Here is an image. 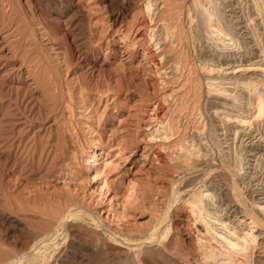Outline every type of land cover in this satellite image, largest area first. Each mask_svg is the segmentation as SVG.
I'll use <instances>...</instances> for the list:
<instances>
[{"label": "rangeland", "instance_id": "obj_1", "mask_svg": "<svg viewBox=\"0 0 264 264\" xmlns=\"http://www.w3.org/2000/svg\"><path fill=\"white\" fill-rule=\"evenodd\" d=\"M146 1L126 9L123 0H70L72 31L63 27V38L37 17L40 6L54 0H14L25 13L23 26L5 18L12 11L3 16L6 0H0V253H9L10 264H218L200 246L207 234L188 201L205 183L213 195L207 201L226 209L218 211L223 218L235 208H228L231 198L246 203L250 214L256 211L262 226L257 222L254 230L258 243L264 240V120L255 112L251 129L238 118L224 122L221 116H236L244 107L229 106L231 100L208 87L210 79L241 73L228 64L264 58V25L254 2L213 0L220 25L235 40L225 46L209 32L198 3L165 1L177 6L174 21L185 27L188 14L196 17L199 29L182 47L164 38L162 22H153L154 31L152 23L136 22ZM118 13L123 23L113 20ZM247 15L254 17L249 34ZM257 69L254 76L263 78ZM238 126L244 131L236 134ZM226 164L236 179L231 186L218 174ZM207 218L221 230L220 222ZM53 226V234L40 239ZM258 246L253 264H264V245ZM8 250L18 251L19 259Z\"/></svg>", "mask_w": 264, "mask_h": 264}, {"label": "bare ground", "instance_id": "obj_2", "mask_svg": "<svg viewBox=\"0 0 264 264\" xmlns=\"http://www.w3.org/2000/svg\"><path fill=\"white\" fill-rule=\"evenodd\" d=\"M113 1V0H112ZM159 0H147L146 1V3L144 4V6H143V15L141 16V18H139V17H136V22L138 21L139 23H140V26L141 25H147V26H149V25H151V23L154 25V23L153 22H158L157 24H159V22H162L161 24H163V29L162 30H164V35H165V37L164 38H166L167 39V41H170L172 38H174L175 40H178V42L179 43H181L183 46L182 47H184V44L183 43H185L186 42V40L188 39H186L185 40V42H184V39L186 38V37H188V35L193 31V29H194V18H196V17H193V19H192V16H191V14H188L189 15V17H190V23H189V25H188V27H185L184 26V24H183V21L182 22H179V20L178 21H174V19L175 18H177V17H179V14L178 13H181V12H178V10H176L175 9V7L177 8V6H173V4H171L169 1L168 2H165V1H167V0H163L162 2L164 3H167V8H166V10L164 9V7H165V5L163 4L161 7L159 6L160 5V1L158 2ZM236 1V0H235ZM14 2V0L12 1V0H6V4L5 5H1V6H4V8H5V10H1L2 12H3V16H5L6 14H8L10 11H12V12H10V15H6L5 16V18L7 19V18H9L8 20H10L11 22H16L17 24L16 25H18V24H20L19 26H23L24 25V21H23V19H24V15H25V13H23L21 10H23V8L22 9H19L18 7L19 6H17L15 3H13ZM16 2V1H15ZM157 2H158V4H157ZM179 2V1H178ZM193 2V4L194 3H198L197 5L199 6L198 7V9H200V14H199V16L201 17L202 16V20L204 21L205 20V22H206V24H207V27H208V30H209V32L215 37V36H217L218 37V39H220L219 41H221L225 46H227V45H231V44H233L234 43V39H233V36L231 37V36H227L226 34H228V32L227 33H225L226 32V30H224V28L225 29H228V27H226V25H225V27L223 28L221 25H220V19H221V21H222V18H220L219 17V15H218V13H217V10H216V7L214 6V2H213V0H193L192 1ZM216 2V1H215ZM253 2H254V7L256 8V12H257V15L256 16H258V17H260V21L261 22H263V25H264V3H263V1L262 0H253ZM16 3H18V2H16ZM35 3H38V1L37 2H35ZM42 2H40V4H41ZM123 3H124V7L126 8V9H132V8H134V7H136V5H137V0H123ZM175 3V2H174ZM222 3V2H221ZM19 4V3H18ZM189 4V3H188ZM192 4V3H191ZM192 4V5H193ZM220 4V3H219ZM234 4H237V2L236 3H234ZM28 5V4H27ZM31 5V4H30ZM34 5V4H33ZM141 5V4H140ZM178 6H179V3L177 4ZM183 5V4H182ZM195 5V4H194ZM216 5V4H215ZM222 5V4H221ZM242 5V4H241ZM38 6V5H37ZM190 6V5H189ZM243 6V5H242ZM248 6V5H247ZM246 6V7H247ZM141 7V6H140ZM192 7V6H191ZM190 7V8H191ZM235 7V6H234ZM233 7V8H234ZM238 7V6H237ZM161 8V9H160ZM221 8V7H220ZM236 8V7H235ZM235 8H234V11H236L235 10ZM243 8V7H242ZM35 9V8H34ZM227 9V8H226ZM26 10V9H25ZM30 10H32V9H30ZM169 10V11H168ZM175 10L177 11V13L175 12ZM192 10H193V8H192ZM191 10V11H192ZM194 10H195V8H194ZM193 10V11H194ZM169 13H168V12ZM182 11V10H181ZM196 11H198L197 9H196ZM195 11V12H196ZM222 11V10H221ZM32 12V11H31ZM123 12V11H122ZM184 12V11H183ZM238 12V11H237ZM252 12V11H251ZM256 12H255V14H256ZM127 13V12H126ZM190 13H193V12H190ZM239 13H241V12H239ZM194 14H196V13H194ZM238 14V13H237ZM0 15H2V14H0ZM72 5L70 4V0H54V2H53V5L52 6H49V3L47 4V3H44V4H42V6H40V10H38V12H37V17H39V19L41 20V21H43V23H45V26H47L48 27V29H49V27L50 28H52L55 32L56 31H60L61 33H62V37L63 38H67V28L69 29H71V31H72ZM124 13L123 14H121V13H118V14H115L114 15V18H113V20H120L122 23H123V21H124ZM136 15H137V13H136ZM135 15V16H136ZM139 15V14H138ZM240 15V14H239ZM248 15H250L249 13H248ZM247 15V20H244L243 22H245V26L244 27H246V29H247V31H248V34L250 33L249 32V30H248V28H249V24H248V21L249 22H252L251 21V16H248ZM3 16L1 17L2 19H3V21H2V19H1V23H4V18H3ZM175 16H177V17H175ZM180 16H182V15H180ZM198 16V15H197ZM198 16V17H199ZM242 16V15H241ZM187 17V16H186ZM223 17V16H222ZM257 17V18H258ZM188 18V17H187ZM254 18V17H253ZM252 18V19H253ZM256 18V17H255ZM180 19V18H179ZM26 20H27V18H26ZM176 20V19H175ZM197 20V22H198V20L199 19H196ZM230 20V19H229ZM7 21V20H6ZM5 21V22H6ZM23 21V24H21V22ZM232 21V20H231ZM235 21V20H234ZM242 21V20H241ZM258 21H259V19H258ZM9 22V21H8ZM14 22V23H15ZM134 22V21H133ZM197 22H196V24H197ZM201 22V21H200ZM255 22V21H254ZM222 23V22H221ZM236 23V22H235ZM157 24H155L156 26H157ZM201 24H203V23H201ZM223 24V23H222ZM225 24V23H224ZM238 24V23H237ZM251 24V23H250ZM253 24V23H252ZM29 25V24H28ZM126 25V24H125ZM154 25V27L153 26H151V27H153L152 29V31H154V28L156 27ZM3 26V25H2ZM8 26V25H7ZM15 26V25H14ZM18 26V28H20ZM162 26V25H161ZM201 26V25H200ZM203 26V25H202ZM204 26H205V23H204ZM256 26H257V23H256ZM6 27V26H5ZM30 27V26H29ZM63 27H65L66 29H64ZM131 27V26H130ZM146 27V26H145ZM14 28V27H13ZM197 28L199 29V27L197 26ZM197 28H195V29H197ZM203 28V27H202ZM251 28V27H250ZM252 28H253V26H252ZM17 29V28H16ZM24 29H25V27H24ZM24 29H23V31H24ZM156 29V28H155ZM194 29V30H195ZM230 29V28H229ZM254 29V28H253ZM253 29H251V30H253ZM50 30V29H49ZM149 30V29H148ZM161 30V31H162ZM232 30V29H231ZM16 31V30H15ZM22 31V30H21ZM199 31V30H198ZM225 31V32H224ZM243 31V30H242ZM147 32V31H146ZM200 32V31H199ZM69 33V32H68ZM196 33V32H195ZM252 34H254L253 32H251ZM256 33V32H255ZM72 34V33H71ZM151 34V33H150ZM197 34V33H196ZM201 34V33H200ZM232 34V33H231ZM251 34V35H252ZM257 34V33H256ZM260 34V33H259ZM246 35H247V33H246ZM152 36V35H151ZM205 36V35H204ZM211 36V35H210ZM250 36V35H249ZM255 36V35H254ZM153 37H154V40H155V35L153 34ZM163 37V36H162ZM207 37V36H206ZM231 37V38H230ZM235 37V36H234ZM251 37V36H250ZM140 38V37H139ZM157 38V37H156ZM252 38H253V36H252ZM260 38V37H259ZM72 39V38H71ZM153 39V38H152ZM207 39V38H206ZM227 39H229V42L227 41ZM257 39L258 38H256V40L255 41H257ZM64 40V39H63ZM215 40V39H214ZM234 40V41H233ZM244 40V39H243ZM252 40H254V39H252ZM259 40V39H258ZM157 41V40H156ZM163 41V40H162ZM227 41V42H226ZM160 42V41H159ZM159 42H156L157 43V45H158V43ZM173 42V41H172ZM193 42V41H192ZM206 42V41H205ZM254 42V41H253ZM163 43V42H162ZM165 43V42H164ZM163 43V44H164ZM170 43V42H169ZM178 43V44H179ZM194 43V42H193ZM207 43V42H206ZM243 43V42H242ZM71 44V43H70ZM186 44H188V43H186ZM249 44V43H248ZM170 45V44H169ZM174 45H176L175 43H174ZM190 45V44H189ZM218 45H220V44H218ZM166 46V45H165ZM179 46V45H178ZM203 46V45H202ZM216 46V45H215ZM261 46H262V44H261ZM162 47V46H161ZM180 47H181V45H180ZM195 47V46H194ZM199 47H200V45H199ZM232 47V46H231ZM263 47V46H262ZM159 48V47H158ZM170 48H172V47H170ZM169 48V49H170ZM175 48V47H174ZM70 49V48H69ZM178 49V48H177ZM183 49V48H182ZM188 49V48H187ZM186 49V50H187ZM220 49V48H219ZM262 49V48H261ZM167 50V49H166ZM173 50V49H172ZM181 50V49H180ZM180 50H178V54H183V56L185 57V54H184V51H183V53H179V52H181ZM264 50V49H263ZM164 51V50H163ZM168 51H170V50H168ZM174 51V50H173ZM200 51V50H199ZM244 51V50H243ZM252 52V51H251ZM251 52H249V53H251ZM263 52V51H262ZM163 53V52H162ZM166 53V52H165ZM186 53V52H185ZM244 53V52H243ZM245 53H248V51H247V49H246V51H245ZM252 53H254V51L252 52ZM257 53V52H256ZM255 53V54H256ZM155 54V53H154ZM170 54H173V53H170ZM176 54V53H175ZM189 54V53H188ZM198 54V53H197ZM205 54V53H204ZM241 54H242V52H241ZM165 55V54H164ZM199 55V54H198ZM246 55H248V54H246ZM257 55H259V54H257ZM256 55V56H257ZM175 56V55H174ZM244 56V55H243ZM264 56V55H263ZM163 57V56H162ZM169 57V56H168ZM176 57H178V56H176ZM179 57H180V55H179ZM200 57V56H199ZM247 57V56H246ZM250 57V56H249ZM259 57H260V55H259ZM258 57V58H259ZM155 58V57H154ZM172 58V57H171ZM241 58V57H240ZM164 59V58H163ZM178 59V58H177ZM182 59V58H181ZM185 59V58H184ZM188 60V59H187ZM199 60H201V59H199ZM160 62H161V60H159ZM171 61V60H170ZM177 61V60H176ZM183 61V60H182ZM211 61V60H210ZM236 61V60H235ZM248 62L247 63H242V64H232V65H230V64H228V66H226V68H230V69H232V72H236V71H234L235 70V66H238V68H239V70H240V72H238V73H240L239 75H238V73L236 74V75H238V76H234V74H232L233 76L231 77H222L221 78V76H220V78H219V76H218V78L220 79H215V80H212V79H210V80H208L209 82V88H210V91L209 92H216L215 94L216 95H219V96H223V97H225L226 99H228V100H231V103L229 104L228 103V105L229 106H231V107H240V106H242V107H244V108H240V110H239V114L238 115H236V116H230V115H228V116H230V118H228L227 116H221V114L219 113V111H218V109H217V111H215L216 113H218V116H221V119H223V121L224 122H226L227 123V121H229V123H230V121L233 119V118H238L236 121H238V122H240V123H242V124H248V126H247V128H252V126H253V124H254V121L252 120L251 121V119H249V117L250 116H252L255 112H258L257 114H256V116L259 114V117L260 116H262L261 118V120L260 121H263L264 120V82H263V78H264V58H262V59H255V57L253 56L252 58H250L249 60H247ZM155 62V61H154ZM165 62H166V60H165ZM175 62V61H174ZM181 62V61H180ZM209 62V61H208ZM224 62V61H223ZM239 62H240V60H239ZM176 63V62H175ZM183 63H185L184 61H183ZM183 63H182V66H183ZM156 64H158V62H156ZM160 64V63H159ZM162 65H163V63H161ZM165 64V63H164ZM167 64V63H166ZM170 64V63H169ZM181 64V63H180ZM217 64H220V63H217ZM176 65V64H175ZM188 65V64H187ZM207 65V64H206ZM225 65V64H224ZM227 65V64H226ZM166 66V65H165ZM177 66H179V65H177ZM199 66V65H198ZM211 66V65H210ZM223 66V65H222ZM222 66H220V68L222 67ZM158 67V66H157ZM156 67V68H157ZM160 67V66H159ZM180 67V66H179ZM178 67V68H179ZM257 67H259L260 68V70H259V72L261 73V76H263V78H260V76L257 78V77H255L254 76V72H256V71H254V70H256L257 69ZM177 68V67H176ZM183 67H181L180 69H182ZM184 68H186V65L184 64ZM183 68V69H184ZM210 68V67H209ZM212 68V67H211ZM218 68V67H217ZM225 67H222L221 69H224ZM175 69V68H174ZM215 69V68H214ZM237 69V68H236ZM176 70H179V69H176ZM213 70V69H212ZM211 70V71H212ZM216 70V69H215ZM215 70H213V71H215ZM258 70V69H257ZM181 71V70H180ZM203 71V70H202ZM218 71H219V69H218ZM249 71H253V72H250L249 73ZM175 72H178V71H175ZM207 72V71H206ZM209 72H210V70H209ZM221 71H219V73H220ZM231 72V71H230ZM211 73H213V72H211ZM226 74V73H225ZM220 75V74H219ZM224 75V74H223ZM222 75V76H223ZM227 75V74H226ZM256 75H258V73L256 74ZM206 76V75H205ZM207 77V76H206ZM209 77V76H208ZM211 77V76H210ZM203 78V77H202ZM212 78V77H211ZM217 78V77H216ZM230 84V86H227L226 84ZM232 84V85H231ZM209 88H208V90H209ZM208 101V100H207ZM212 101V100H211ZM225 102V101H224ZM158 103V102H157ZM157 105V104H156ZM226 105V104H225ZM158 106V105H157ZM160 106V105H159ZM156 108V107H155ZM215 108V107H214ZM153 109V108H152ZM158 110V109H157ZM155 112V111H154ZM157 112V111H156ZM151 114L153 113V112H150ZM156 114L157 113H153V116L155 117V118H157L156 117ZM231 114V113H230ZM153 116H152V118H153ZM258 118V117H257ZM219 119V118H218ZM256 119V118H255ZM150 120V119H149ZM162 120V119H161ZM152 121V120H151ZM170 121V124H171V126L170 127H174V126H172L173 124L171 123V120H169ZM218 121V120H217ZM257 121V120H256ZM167 122V121H166ZM151 123V122H150ZM149 123V124H150ZM159 123V122H158ZM220 123V122H219ZM223 123V122H222ZM166 124V123H165ZM169 124V125H170ZM217 124V123H216ZM224 124V123H223ZM167 125V124H166ZM168 125V126H169ZM220 125V124H219ZM161 126V125H160ZM224 127V126H223ZM227 127V126H226ZM168 128V127H167ZM237 128V127H236ZM240 127L238 126V128H237V130L235 131V133L236 134H238L239 133V131L240 130H243V127L241 128V129H239ZM257 129V128H256ZM157 131H160V129L159 128H157L156 129ZM224 130V129H223ZM244 131V130H243ZM251 131V130H250ZM231 132V131H230ZM247 132V131H246ZM264 132V131H263ZM156 133V132H155ZM154 133V134H155ZM159 133V132H158ZM157 133V134H158ZM166 133V132H165ZM224 133V132H223ZM153 134V135H154ZM226 134V133H225ZM235 134V135H236ZM167 135V134H166ZM170 135V134H169ZM168 135V136H169ZM262 135V134H261ZM156 136V135H155ZM166 138V137H165ZM226 138V137H225ZM235 138V137H234ZM262 138V137H261ZM164 139V138H163ZM260 139V138H259ZM166 140V139H165ZM194 141V140H193ZM200 141V140H199ZM203 141V140H202ZM207 141V140H206ZM233 141V140H232ZM254 141V140H253ZM208 143V142H207ZM241 143V142H240ZM243 145V144H242ZM245 145V144H244ZM62 146V145H61ZM165 146V145H164ZM234 146V145H233ZM194 147V146H193ZM204 147V146H203ZM241 147H243V146H241ZM165 148V147H164ZM192 148V147H191ZM62 148L60 147V150H61ZM210 149V148H209ZM242 149V148H241ZM59 150V149H58ZM188 151V150H187ZM186 151V152H187ZM205 151V150H204ZM218 149H217V153H218ZM60 152V151H59ZM231 152V151H230ZM192 153V152H191ZM236 153V152H235ZM240 153V152H239ZM190 154V153H189ZM193 154V153H192ZM232 154V153H231ZM186 155V154H185ZM205 155V154H204ZM208 155V154H207ZM237 155V154H236ZM236 155H234V156H236ZM250 155V154H249ZM255 155H257V154H255ZM59 156V155H58ZM231 156V155H230ZM241 156V155H240ZM246 156V155H245ZM202 157H203V155H202ZM201 157V158H202ZM233 157V156H232ZM224 158V157H223ZM236 158H238V157H236ZM235 158V159H236ZM156 159V158H155ZM159 159V158H158ZM207 159V158H206ZM225 159V158H224ZM235 159H234V161H235ZM226 160V159H225ZM203 161V160H202ZM242 162H243V159L241 160ZM231 162H232V160H231ZM239 162V161H238ZM183 163V162H182ZM193 163V162H192ZM244 163V162H243ZM243 163L241 164V163H239V164H241V165H243ZM253 163V162H252ZM177 164H179V163H177ZM176 164V165H177ZM194 164V163H193ZM233 164H234V162H233ZM91 165H92V162H91ZM230 165V164H229ZM228 164H226L225 166H222L221 168H219V175L220 176H222V178L224 177V179L225 180H227V184H229L230 186H231V183H232V181L233 180H235L236 181V179H234V177L232 176V173H231V171H230V166H229ZM219 166V165H218ZM240 166V165H239ZM244 166V165H243ZM242 166V167H243ZM91 166H89L88 168H86V169H89ZM178 167V166H177ZM180 167V166H179ZM205 167V166H204ZM189 168V167H188ZM241 168V167H240ZM240 168H238L239 170H240ZM192 169V168H191ZM199 169V168H198ZM203 171V170H202ZM190 173L191 172H194V171H189ZM214 172H215V170H214ZM213 172V173H214ZM238 172V171H237ZM196 172H194V174H195ZM212 173V174H213ZM238 173H240V172H238ZM236 175V174H235ZM241 175V174H240ZM185 176V175H184ZM191 176H192V174H191ZM190 176V177H191ZM194 177V176H193ZM197 177V176H196ZM184 179V178H183ZM197 179V178H196ZM194 181V180H193ZM196 181V180H195ZM220 181H224V180H220ZM189 183V182H188ZM211 183V182H210ZM213 183V182H212ZM234 183V182H233ZM237 183V182H236ZM235 183V184H236ZM239 183V182H238ZM187 184V183H186ZM215 184V183H214ZM220 184V183H219ZM222 184V183H221ZM226 184V183H225ZM234 184V185H235ZM204 186L203 187H198L192 194H191V196H190V198L188 199V201H189V204H190V208H191V210L192 211H197V213H198V218L202 221V229L200 230V232H205L207 235H209V237L206 235L205 237L204 236H202L200 239H199V242H200V246L202 247V248H204L205 250H207V251H209V253H207V258H211V260H214V261H216L218 264L220 263V264H245V263H250V264H253V263H255L254 262V259H253V254H254V250L256 249V248H258L259 246H258V244H262V245H264V240L262 241V242H260V243H258V237H259V234H256V232H255V230H254V227H256V223L257 222H259L260 223V221H257V217L256 216H254V215H252V212L254 213V214H256L253 210L251 211V214L249 213V210L247 209L249 206H247V208H245L246 207V205L245 204H243V206H245V207H243L242 205H241V200H238V198H236V199H234V198H228V196L226 197V198H228V199H230V202H229V204H228V208H233V207H235V208H233V210H232V214L231 215H229L228 214V218H223V214H220V213H218V211H226V209H222L221 208V206H219V205H221V204H216L215 202L214 203H211V200H210V202H208L207 200L208 199H213V195H212V193L211 192H209V188H210V186H209V188H207V185L208 184H203ZM192 186V185H191ZM236 186V185H235ZM254 187V186H253ZM256 187V186H255ZM225 188V187H224ZM228 188V187H227ZM233 188V187H232ZM235 188V187H234ZM233 188V189H234ZM237 188V187H236ZM213 189V188H212ZM252 189V188H251ZM186 190V189H185ZM225 191V190H224ZM233 190H231L230 192H232ZM8 192V191H7ZM226 192H227V190H226ZM9 193V192H8ZM227 194V193H226ZM226 194H224V195H226ZM6 195V194H5ZM228 195H230V194H228ZM7 197V196H6ZM5 198V197H4ZM6 199H9V197L8 198H6ZM227 199V200H228ZM240 199V198H239ZM264 199V198H263ZM256 200V199H255ZM260 199H257L256 201H254V202H258ZM238 201V203L237 204H239V205H237L236 204V202ZM241 201V202H240ZM250 201V200H249ZM260 201H262V199L260 200ZM9 202V201H8ZM233 202V203H232ZM240 202V203H239ZM12 203V202H11ZM228 203V202H227ZM209 204H213V206L212 207H210V206H208ZM260 204V203H259ZM6 205H8V204H6ZM257 205V204H256ZM255 205V206H256ZM253 206V205H252ZM4 207H5V204H4ZM254 207V206H253ZM259 207V206H258ZM264 207V206H263ZM262 207V208H263ZM189 208V209H190ZM227 208V207H226ZM239 208H241V209H239ZM249 209H250V207H249ZM259 209H260V207H259ZM202 211H207V215H205V214H203V212ZM213 211H217V212H213ZM227 211H229V210H227ZM230 212V211H229ZM228 212V213H229ZM262 212H264V209H263V211ZM261 212V213H262ZM205 213V212H204ZM226 214V213H225ZM240 215H242L243 216V218L240 216ZM259 214H257V216H258ZM207 216L209 217V218H212V219H214L215 221H218V222H220L219 223V225H221L222 226V228H221V230H218V228H216L215 226H213L211 223H210V221H209V219L207 218ZM240 216V217H239ZM234 217V219L232 220L231 218H233ZM256 217V218H255ZM259 217V216H258ZM263 218L264 219V216H262V215H260V218ZM66 218V217H65ZM64 218V219H65ZM248 218L250 219V218H252V221H248ZM232 220L231 222H227V220ZM262 219V220H263ZM236 220V221H235ZM251 220V219H250ZM261 222H264V221H261ZM54 223V222H53ZM61 223H62V221H61ZM262 224H264V223H262ZM259 225V224H258ZM257 225V226H258ZM57 226V225H56ZM260 226H262L261 225V223H260ZM54 227V226H53ZM264 227V226H263ZM56 228H58V226L56 227ZM55 227H54V229H51V228H48V229H46L47 231H45V232H41L42 233V235L40 236V239L42 238V239H46L48 236H50V235H52L53 233H52V231H54L55 229H56ZM201 228V227H200ZM199 228V229H200ZM257 228V227H256ZM260 228V227H259ZM264 229V228H263ZM58 231V230H57ZM262 234H264V231L263 232H261L260 233V235H262ZM55 235H57V233L55 234ZM201 236V235H200ZM263 236V235H262ZM261 237V236H260ZM264 237V236H263ZM262 237V238H263ZM214 241H216L218 244H219V246L220 247H225L224 249L223 248H220V249H222V250H219V247H218V245H216V243H214ZM1 246V245H0ZM258 246V247H257ZM4 248V247H3ZM9 248V247H8ZM11 248V247H10ZM218 248V249H217ZM35 250H37L36 248H35ZM7 251V250H6ZM5 251V252H6ZM8 251H10V250H8ZM41 251L42 250H40V253L39 254H42V256H43V254H44V252H42L41 253ZM12 252V254H13V256L15 257V258H18L19 259V257H20V255H19V252L18 251H16V250H12V251H10V253ZM34 252V251H33ZM39 252V251H38ZM37 251H36V253H38ZM135 252V251H134ZM138 252V251H137ZM213 254H212V253ZM8 253V252H7ZM7 253H6V255H4V256H2V254L3 253H0V264H10L9 262H8V259L9 260H11L10 258H8L7 259ZM36 253H34V258H36V256L35 255H37L38 256V254H36ZM139 253V252H138ZM9 254V253H8ZM31 255H33V254H31ZM12 256V257H13ZM24 255H22V258H24L23 257ZM263 256V255H262ZM9 257V256H8ZM11 257V256H10ZM14 257H13V259H14ZM39 257V256H38ZM38 257H37V259H38ZM21 258V259H22ZM261 258V257H260ZM264 258V257H263ZM20 259V260H21ZM36 259V260H37ZM45 259V258H44ZM47 259V258H46ZM49 259H51V258H49ZM138 259V258H137ZM7 260V261H6ZM25 260V259H24ZM24 260H23V262H24ZM27 260H28V258H27ZM35 260V261H36ZM193 260V259H192ZM237 260L240 262H238L237 263ZM261 260H262V258H261ZM13 261H15V260H13ZM39 261V260H38ZM255 261H256V259H255ZM11 262V261H10ZM18 262V261H17ZM17 262H16V264H17ZM22 261H20V263H21ZM22 262V263H23ZM29 262V261H28ZM42 262H44V261H42ZM42 262L40 261V264H42ZM136 262H138V261H136ZM14 262H12V264H13ZM19 263V262H18ZM19 263V264H20ZM31 263V262H30ZM29 263V264H30ZM39 263V262H38ZM135 263V262H134ZM247 263V264H248ZM15 264V263H14ZM25 264H27V263H25ZM35 264V263H34ZM44 264H51L50 262H47V263H44ZM138 264V263H137ZM214 264V263H213Z\"/></svg>", "mask_w": 264, "mask_h": 264}]
</instances>
